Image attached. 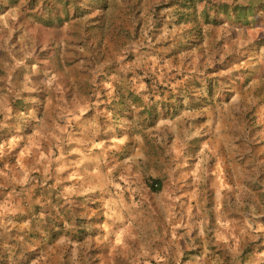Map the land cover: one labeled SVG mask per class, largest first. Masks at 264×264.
<instances>
[{"label": "rangeland", "instance_id": "rangeland-1", "mask_svg": "<svg viewBox=\"0 0 264 264\" xmlns=\"http://www.w3.org/2000/svg\"><path fill=\"white\" fill-rule=\"evenodd\" d=\"M83 10L0 15V264H101L107 236L172 214L177 185L221 178L264 258V0Z\"/></svg>", "mask_w": 264, "mask_h": 264}, {"label": "crops", "instance_id": "crops-1", "mask_svg": "<svg viewBox=\"0 0 264 264\" xmlns=\"http://www.w3.org/2000/svg\"><path fill=\"white\" fill-rule=\"evenodd\" d=\"M221 181L223 178L206 186L177 185L179 194L172 197L177 204L172 214L162 217L156 228L149 226L143 236L131 229L128 234L124 230L107 236L104 241L110 242L99 248L101 264L116 263L104 260L111 248L114 256L119 249L130 248L132 264H264L255 249L258 242H249L255 230L249 202L237 187ZM177 198L184 201V207L178 205ZM138 255L145 257L141 260Z\"/></svg>", "mask_w": 264, "mask_h": 264}, {"label": "trees", "instance_id": "trees-1", "mask_svg": "<svg viewBox=\"0 0 264 264\" xmlns=\"http://www.w3.org/2000/svg\"><path fill=\"white\" fill-rule=\"evenodd\" d=\"M39 0H0V15L6 14L8 11H10L13 7L17 5H22V10H32L35 8ZM45 1V0H44ZM77 4V7L81 6L82 11L83 8H87V10L90 12L95 11H101L102 15L104 16L105 13H108L111 9V7L114 4V0H74ZM85 12V11H84ZM99 22L103 21L102 18H98ZM212 89V82L209 83V92L211 95H213ZM151 187L155 192H161L162 191V184L160 183V180L152 179Z\"/></svg>", "mask_w": 264, "mask_h": 264}]
</instances>
